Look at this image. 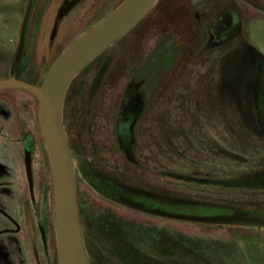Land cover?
<instances>
[{"label": "rangeland", "instance_id": "obj_1", "mask_svg": "<svg viewBox=\"0 0 264 264\" xmlns=\"http://www.w3.org/2000/svg\"><path fill=\"white\" fill-rule=\"evenodd\" d=\"M162 1L158 0L156 4H163ZM29 2L0 0V78L8 74ZM53 4L40 26L35 20L38 9L32 3L29 5L28 13H34L32 27L39 29L34 38L38 44L48 37L55 11ZM184 5L186 26L180 32L174 28V33L168 35L163 47L156 48L155 53L148 49L134 53L136 43L129 35L135 27L101 52L80 74L82 86L93 83L90 86L91 103L98 102L100 97L104 100L106 90L112 97H120L127 80L138 74L144 79L153 74L161 80L165 76L167 87L164 91H169L162 106L153 108L156 101H162V96H154V104L138 114L135 123L140 136L135 153L137 165L119 154L105 151L98 154L97 162L102 170L124 183L125 186L118 182L112 185L119 196L121 193L145 210L156 209L191 217L226 214L222 209L225 207L264 212L262 189L249 191L189 180H228L264 169V128L257 127L253 113L241 106L247 104V100L240 96L236 98L234 94L230 96L225 90L210 93L205 84L200 89L199 78L206 74V68L193 69L194 64L215 54L206 50L209 45L207 31L218 24L220 17L224 23L229 11L238 19L235 46L246 44L250 54L255 52L264 59V11L246 9L242 3L233 0H189ZM255 5L264 8L263 1ZM156 9L153 8L146 18ZM222 27L223 24L219 28ZM77 29L73 23L66 33L57 35L59 50L56 53L82 33V29ZM213 40L217 45L223 38L217 36ZM229 46L221 52L232 55ZM245 57L241 59L244 63ZM105 62L110 71L106 68L104 74L105 70H102L95 79L97 82H93L94 69ZM41 65L40 58L32 62V68L39 69L35 76L39 81L45 71L40 70ZM219 66L220 62H217L216 67ZM191 69L194 71L188 72ZM181 72L188 74L180 76ZM79 97L78 94L75 104L78 112ZM0 99V264H48L36 227L45 214L50 217L52 213L50 168L48 163L43 165L47 154L36 124L37 100L17 90H0ZM196 102L201 105L199 109ZM144 123L150 137L141 131ZM90 128L94 143L111 145L109 122L101 120L99 127ZM25 132L34 137L32 201L22 160ZM79 133L89 157L85 130L79 127ZM74 173L80 210L87 220H80V228L89 264H96V259L102 255L109 261L107 264H264V228L196 224L139 213L101 200L87 189L75 167ZM188 206L200 207L191 212L187 211ZM106 215L116 218L122 225L114 237H106L96 228L95 221ZM46 239L50 249L49 234Z\"/></svg>", "mask_w": 264, "mask_h": 264}, {"label": "flooded vegetation", "instance_id": "obj_2", "mask_svg": "<svg viewBox=\"0 0 264 264\" xmlns=\"http://www.w3.org/2000/svg\"><path fill=\"white\" fill-rule=\"evenodd\" d=\"M30 1L31 2H29V5L30 3H32V6L38 9L35 20L39 23V26L42 23V18L44 17V15H46V11L54 3L53 8L55 9V11L52 17L51 25L48 29V37L46 41L41 42L40 40V44L36 43L38 40H34L37 34L35 32H39V29H37L36 26L32 27V16L34 15V13H28L26 28L23 35V47L21 53L19 54L18 58H16L15 51L10 61L8 74L5 78L14 75L15 78L20 79L21 81L31 84H39L41 80L39 81L37 77L35 78L39 69H36V67L32 68V62L35 59L39 60L40 58V63L42 64L41 66H43L42 68H40L42 72L49 67L51 62L54 60V58L57 57L60 52L59 51L58 53H56L57 50H59V47L56 43L58 38L57 35H63V33H66L73 23L74 25L78 26L77 31L82 29L83 33L87 28L110 13L122 0ZM157 1L158 0H156L155 4L151 8V10L155 7L157 8L155 13L150 14V16L146 18L147 15L151 13L150 10L146 14V16L142 17L141 20L132 28L134 29L136 27L134 32L129 35V38L134 39V42L136 43L134 53L138 54L140 53V50L141 52H143L146 49L153 50L152 52H154L156 48L161 49L163 47V43L168 38V35L174 33V28H176L180 32V30L184 28V26H186L185 20L187 19V10L184 3L185 1L187 2L189 0H164L162 1L163 4L158 5L156 4ZM233 1L242 3V5L246 9L252 8L264 11L263 6L260 8L259 6L255 7V3L260 1L264 2V0ZM218 20V24H216L215 27L213 26V28H209L207 31L209 35V45L206 50L208 52L213 51V53L215 54H213V57H209L208 60H204L200 62V64H194L193 66L195 67L193 68L194 70L206 68L204 69L206 74L199 78L200 89H202L203 85L205 84V89L207 90L210 88V93L211 91H215L217 94L218 90H220L221 92L225 90V92L229 93L230 96L234 94L236 98L240 96L242 100H247V104L249 103V105L244 103L241 104V106L245 107L247 110L249 109L251 113H253L255 117L253 122L255 125H257V127L264 128V122H260V120L255 116V110L256 108H258V104H261L260 111L264 113V59L255 52L253 54H250L251 51H249L248 45L246 44L238 43L235 46L237 41L234 39V37H236L234 35L236 34L238 27V19L236 18L235 14L229 11L224 23L221 22L222 17H220ZM222 24L223 27L219 28L222 26ZM213 32L215 34H212ZM217 36L222 37L223 41L220 42V44L214 45L215 43L213 37ZM137 39H139L140 42L138 40L137 43ZM33 41L35 42L34 45H32ZM68 43L69 42H67V44L61 49V51L64 50ZM226 45H230L228 50L231 49L232 55H225L224 52H221ZM39 54L40 57L38 58L37 56ZM242 56H246L245 63L241 61V59L243 58ZM224 57H226L228 61L223 60ZM217 62H220L219 67H216ZM89 63L87 64V66L89 65ZM106 64L107 62L98 67L97 70L96 68L94 69L95 73L93 76V82H97L95 79L99 78L102 70H105L104 74H106L107 69H110L106 66ZM84 69H82L78 73L74 85H70L66 91L67 102L64 105L66 106V115L64 117V120L62 121V124L66 134L67 145L75 163L74 167L80 173V178L86 185L87 189L105 202L128 208L118 200L119 197H122L124 199L127 198L121 193V196H119L118 191H115L112 186L116 185L117 182L120 184L122 183L119 182L115 177L111 176V174L106 173L105 170H102L97 162V157L101 151H105L109 154H119L123 157L124 160H129V162L137 165V162L135 160V153L137 150V140L140 136L137 134V124L135 123L138 118V114L141 111H145L144 109L147 106L149 107L154 104V96H162V101H156L153 108L163 105L166 94L169 92L168 90L167 92L164 91V88L167 87L165 76L161 80L160 78L156 79L155 74H153L149 79H144L142 74L132 75L129 80H127L125 86L122 88L120 97H112L110 94H108L109 91L107 92L106 90V96L104 100L100 97V100L98 102L93 101L94 103H91L90 86L93 85V83L91 85L86 84L85 86H82L83 82L81 78H79ZM193 69L188 72L194 71ZM188 72H181L180 76H182L184 73L188 74ZM118 77L120 78L121 76ZM87 87L88 91L86 92ZM86 93H88V97H86ZM78 94L80 95V97L77 101H80L79 105H81L79 112L75 107ZM0 100L2 101V99ZM67 104H69L68 107ZM196 106H198V109L199 107H201L199 102H196ZM156 119H158L157 116ZM101 120H106L111 124V133L113 139L111 141V145L106 146V144H96L92 141L93 135L91 134L90 127H99V122H101ZM150 120H152V117L150 118ZM146 123H144L143 127L140 126L142 129L141 131L144 132L145 136L150 137V134L147 132L145 127ZM160 123H162L161 117ZM79 127L85 130L88 141L87 150L88 154L90 155L89 157L85 153L82 136L79 133ZM33 138L34 137L32 134H30L29 132H25L22 137L21 145L22 160L24 152H28L30 154L29 158L31 173V160L34 153ZM125 139H129L128 141L130 143V146L124 144ZM47 163V159L43 161V165ZM25 173L26 172H24V175ZM122 186H125L124 183L122 184ZM32 190L31 196L28 191V195L31 201L33 199ZM140 194L143 195L142 193ZM76 198L78 208H81V202L80 199H78L77 192ZM36 224L41 239V248L46 260L48 261L47 263L57 264L58 259L55 248L56 242L53 231L54 225L52 213H50V217L46 216L45 214L43 220L38 221ZM41 232L43 233L44 239L42 238ZM46 234H49L50 237V249L46 246Z\"/></svg>", "mask_w": 264, "mask_h": 264}, {"label": "water", "instance_id": "obj_3", "mask_svg": "<svg viewBox=\"0 0 264 264\" xmlns=\"http://www.w3.org/2000/svg\"><path fill=\"white\" fill-rule=\"evenodd\" d=\"M156 0H122L110 13L72 40L46 68L39 84H31L14 77L0 78V89L17 90L37 100L36 124L46 151L50 168L53 231L57 264H89L81 232L76 198L74 160L63 128V103L68 86L101 52L127 34L151 10ZM28 8L21 20L16 58L23 47ZM29 153L24 152L25 176L31 196L32 178ZM122 204L140 213L174 221L196 224L244 226L264 228V212L222 208L229 214L205 217L174 215L156 209L145 210L128 199ZM44 239L43 233L41 232Z\"/></svg>", "mask_w": 264, "mask_h": 264}, {"label": "trees", "instance_id": "obj_4", "mask_svg": "<svg viewBox=\"0 0 264 264\" xmlns=\"http://www.w3.org/2000/svg\"><path fill=\"white\" fill-rule=\"evenodd\" d=\"M77 76L74 78L71 84L76 80ZM66 102H67V92L65 95L64 103H63V120H64V105ZM260 107H261V104H258V108H256L255 110V116L256 118L260 120V122H264V113L260 111ZM128 140L129 139H125L124 144L127 146H130V143ZM189 180L195 183H210V185H217V186H222V187H227V188L245 189L249 191L259 190V189L264 190V169L262 168L260 170H256L248 174L244 173L235 178L228 179V180L227 179H223V180H192V179H189ZM177 198L181 200V198L179 197ZM198 207L200 206H193V207L188 206L186 207V209L187 211L193 212L194 210L196 211ZM80 209L81 208L78 209L79 219L86 220V215H84ZM227 214H229V212H227ZM95 222H96L97 230L101 234L105 235L106 237H110V236L114 237L115 235L118 234L119 232L118 229L122 228L121 223L116 218L109 216V215L102 216V218L97 219ZM117 256H119V258L123 260V258L119 254H117ZM107 262H109L107 261V258L103 257L102 255L100 256V258L96 259L95 263L96 264H107Z\"/></svg>", "mask_w": 264, "mask_h": 264}]
</instances>
